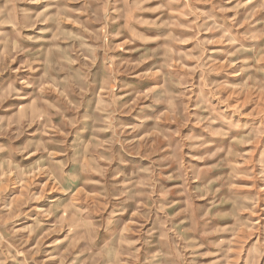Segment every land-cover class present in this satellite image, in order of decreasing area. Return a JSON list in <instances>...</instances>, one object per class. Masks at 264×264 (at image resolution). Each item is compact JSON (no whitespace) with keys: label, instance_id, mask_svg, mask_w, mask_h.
<instances>
[{"label":"rangeland","instance_id":"1","mask_svg":"<svg viewBox=\"0 0 264 264\" xmlns=\"http://www.w3.org/2000/svg\"><path fill=\"white\" fill-rule=\"evenodd\" d=\"M0 264H264V0H0Z\"/></svg>","mask_w":264,"mask_h":264}]
</instances>
